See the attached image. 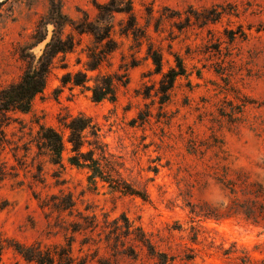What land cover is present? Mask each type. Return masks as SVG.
<instances>
[{"label": "rangeland", "instance_id": "obj_1", "mask_svg": "<svg viewBox=\"0 0 264 264\" xmlns=\"http://www.w3.org/2000/svg\"><path fill=\"white\" fill-rule=\"evenodd\" d=\"M110 1L62 0V10L74 21L88 18L96 24L98 7ZM133 5L138 41L120 35L127 17L115 14L118 49L91 72L90 55L106 51V42L67 27L64 37L75 38V50L55 58L31 111L10 113L0 130V264H35L17 248L71 242L81 264H154L125 237V220L158 251L177 256L178 263L189 248L198 264L264 258V230L242 215L226 216L233 195L221 183L228 168L251 180L264 176L259 168L264 161V0H133ZM49 8L48 0L2 2L0 91L20 80L31 55L36 60L42 55L54 27L35 47L34 38L43 32L39 27L38 34V26ZM149 44L163 55L164 72L176 66V57L187 70L165 104L156 95L162 75L148 58ZM68 72L87 73L90 86L100 75L118 74L117 100L97 103L91 91L64 86ZM81 114L100 129L108 170L146 200L112 192L100 180L94 185L87 170L67 163L60 170L38 154L40 125L62 131L61 116ZM69 155L67 150L65 160ZM69 201L72 209H54ZM209 206L223 217H202L212 212Z\"/></svg>", "mask_w": 264, "mask_h": 264}, {"label": "trees", "instance_id": "obj_2", "mask_svg": "<svg viewBox=\"0 0 264 264\" xmlns=\"http://www.w3.org/2000/svg\"><path fill=\"white\" fill-rule=\"evenodd\" d=\"M48 2L50 5L49 11L45 19L40 21L37 31L39 34V27H42L43 32L39 37L34 38L35 45L33 47L48 38V27L50 25L54 27L52 36L47 42L42 55L37 60L36 56L31 55L32 61L28 63V67L20 80L0 91V130L3 129L6 121L11 118L10 113L20 112L27 114L31 111L34 99L43 93L47 86L54 68L55 58L75 50V38L73 36L64 37V31L67 27H71L79 35H92L97 43L106 42V51L101 52L97 56L95 52L90 55L87 71L91 72L99 70L104 59H107L118 49V44L113 38L115 14H123L127 17L128 24L125 28H122L120 35L126 38L133 35L136 41L141 38L133 0H111L105 6L98 7L99 17L96 24L90 22L88 18L80 21L72 20L63 12L62 0H48ZM1 5L2 3H0ZM148 58L152 60L155 66V74L162 75L156 95L160 97L161 103L165 104L170 101L177 79L187 75L185 64L181 58L176 57V66L164 72L163 55L159 50L154 49L152 44L148 46ZM91 80L92 78L87 73L68 72L63 76L62 83L64 86L82 87L91 91L92 99L97 103L105 100L111 102L117 100V86L121 83L118 74L100 75L96 78L94 86L89 85ZM58 123L62 131L51 126L40 125L36 140L39 155L46 156L48 162L60 170L65 169L66 163L72 167L87 170L89 173L88 179L94 185L100 180L108 184L112 192L138 196L146 200L145 196L137 192L126 181L122 179L116 180L114 175L108 170L106 144L102 141L100 129L92 118L82 114L78 116H61L58 119ZM64 133L68 135L67 141L64 138ZM68 144L70 145L69 149L67 147ZM67 150L70 151V155L65 160L64 153ZM259 168L263 170L264 174V161ZM227 170L228 172L224 180H221V183L230 190L233 199L226 208V216L242 215L247 222L264 230V176L261 180H251V177L242 171H233L230 168ZM231 172L237 173V177L231 178ZM239 193L245 197L244 200L238 197ZM41 205L43 208L48 207L44 203ZM61 205L55 206L54 209L61 213L74 207L70 205V201L63 206ZM209 209L212 212L210 210L202 212L205 213L202 217L214 220H219L220 217H223V213H219L210 206ZM192 213L197 212L192 210ZM125 221V237L127 239L130 238L140 246L146 252V255L154 261V264H198L194 250L189 248L188 250L191 253L186 254L181 258L182 262L178 263L177 256L158 251L141 229L134 230L129 221ZM87 225L92 227L91 223ZM90 227L87 229H90ZM136 230L138 233L135 232ZM259 248L260 245L256 246V251ZM17 252L27 262L35 264H81L73 254V242L68 243L66 247L56 246L49 249H43L40 246L20 247L17 248ZM133 255L135 257L136 254L133 252ZM242 264H264V258L260 259L247 255Z\"/></svg>", "mask_w": 264, "mask_h": 264}, {"label": "water", "instance_id": "obj_3", "mask_svg": "<svg viewBox=\"0 0 264 264\" xmlns=\"http://www.w3.org/2000/svg\"><path fill=\"white\" fill-rule=\"evenodd\" d=\"M4 0H0V3H2Z\"/></svg>", "mask_w": 264, "mask_h": 264}]
</instances>
